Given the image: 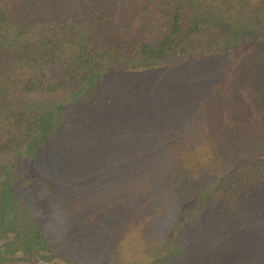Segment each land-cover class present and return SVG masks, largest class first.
<instances>
[{"label": "trees", "instance_id": "16d2710c", "mask_svg": "<svg viewBox=\"0 0 264 264\" xmlns=\"http://www.w3.org/2000/svg\"><path fill=\"white\" fill-rule=\"evenodd\" d=\"M262 56L264 0H0V264H264Z\"/></svg>", "mask_w": 264, "mask_h": 264}, {"label": "rangeland", "instance_id": "374dc122", "mask_svg": "<svg viewBox=\"0 0 264 264\" xmlns=\"http://www.w3.org/2000/svg\"><path fill=\"white\" fill-rule=\"evenodd\" d=\"M214 1V0H213ZM210 5L214 6V7H217V8H212L213 9V14H215L214 18L212 19V22L215 26V34L218 35L220 34L221 36L224 37H227L228 40L225 38H222V43H227V42H235L233 43L236 44L237 41H239V43H237V45L241 44V43H244L245 40L247 41L248 38H254V34L252 35L251 31H245V30H237L234 26H232L231 24H229V22L225 21V17L221 14V4L217 2H212ZM226 46V45H225ZM223 48H226V47H223ZM262 60H264V57L262 56ZM217 69V64L216 62L214 61V63H212L210 65V68L208 69V71H215ZM225 70H227V65L225 67ZM207 70H203V72L200 70V69H194L192 68V70L190 71V73L188 75H190V78L188 80H184L183 82L179 83L177 82V79L175 78V81L174 83H177L178 86H180V84H187V82H190V81H194L195 82L199 81L200 79H203V73H207L206 72ZM112 74V73H111ZM188 75L186 76V78L188 77ZM106 76H108L107 72H101L98 74V76L94 79H92L87 87L88 89L90 88H94L95 86L97 87L99 81H101L103 79L104 82H102L100 84V86H102L101 88L103 87H106L104 85H106ZM174 78H172L173 80ZM104 90H100V93H102ZM85 98V97H83ZM75 99H76V96H75ZM78 100V99H77ZM67 102V101H66ZM66 104V103H65ZM63 105L57 107V108H54V109H49L46 110L45 113L42 114V119H43V124H44V127H43V131L39 133L38 137H37V140L35 142V145H34V151H38V150H43V144H44V141L47 137V133L49 132V126L51 124H53V122L55 121V119L57 118V116L59 115V112H60V108L62 107ZM60 109V110H59ZM26 154H29V150L27 152H25ZM39 153V152H37ZM42 157H41V160L38 161L39 162V166H38V171H39V174L40 176H35V180L32 179V180H27L25 178H21L22 181L20 183L21 186L23 187H26V188H29L30 190H33V193H34V196L35 198L37 199V204L39 205V207L41 208H44L46 207L47 205V213H46V224L47 226L50 227V231L52 232H56L58 233L59 232V217L57 215V209L55 208V206L53 204H51V202L54 200V195L55 194V191H56V183L57 182V178H56V169L54 167V164L50 161L51 159H47L44 154L42 153L41 154ZM4 182H5V179L3 181H0V190L3 189L4 187ZM45 212V210H44ZM161 233L159 235V241L163 240L162 239V235L164 234L165 232V228L166 226L163 224L161 226ZM5 242L4 239H0V246ZM20 256L17 255L14 257V261L10 262L9 264H22L20 262V260L18 259ZM38 264H67L65 262H62L60 260H58V258H53L51 260L50 263H45L43 261H40L38 262Z\"/></svg>", "mask_w": 264, "mask_h": 264}]
</instances>
